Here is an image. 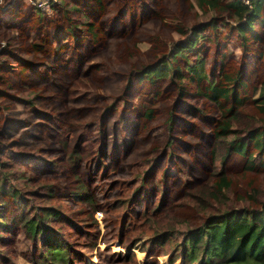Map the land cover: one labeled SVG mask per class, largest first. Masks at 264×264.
I'll list each match as a JSON object with an SVG mask.
<instances>
[{"label":"rangeland","instance_id":"rangeland-1","mask_svg":"<svg viewBox=\"0 0 264 264\" xmlns=\"http://www.w3.org/2000/svg\"><path fill=\"white\" fill-rule=\"evenodd\" d=\"M208 17L194 0H0V162L42 218L45 207L59 212L43 223L66 239L73 264H170L172 247L201 221L183 196L213 178L216 107L193 85L179 97L177 81L140 78L139 70L161 52L176 61L170 48L183 37L179 27ZM214 32L200 41L210 77L225 83L241 51L233 37L217 50ZM255 62L243 74L249 92L264 79V50ZM75 144L76 171L65 159ZM217 164L236 192L256 186L264 198L263 167L245 169L240 155ZM76 178L94 207L69 192ZM169 213L183 219L149 254L147 241ZM16 230L0 237V264H32L38 255L23 238L16 245Z\"/></svg>","mask_w":264,"mask_h":264},{"label":"trees","instance_id":"trees-1","mask_svg":"<svg viewBox=\"0 0 264 264\" xmlns=\"http://www.w3.org/2000/svg\"><path fill=\"white\" fill-rule=\"evenodd\" d=\"M194 2L203 13L209 14V22L179 27L183 37L170 48L176 61H172L168 53L161 52L154 62L144 63L139 70L140 78L146 76L155 80L168 76L177 81L180 84L179 97L189 86H195V91L211 102L218 114L210 150V155L216 160L213 159L214 179L197 188L185 189L183 196L202 211V219L187 227L179 244L172 247L168 261L171 264L180 257L182 264H264V198H258L260 189L251 186L244 194L236 192L232 178L217 164L226 163L232 155H240L245 157V169L264 168V79L255 80L249 92L248 79L243 75L248 70V62L256 63V57H260L264 50V0ZM211 27L215 30L217 50L224 37H233L241 48L238 56L240 67L233 75L226 73L225 83L219 78H211L207 71L200 40L205 36L204 31ZM225 27L228 31L222 36ZM223 42L225 46L228 44ZM225 55L226 52L222 51L221 57H217L221 64L226 60ZM248 102L255 106V112L247 111L245 106ZM145 104L144 101L139 102V109ZM61 143L66 146L64 140ZM248 143L257 150H246ZM66 150L68 167L76 171L81 154L76 144ZM5 164V161L0 162V237L17 227L16 245L17 240L23 238L24 243L31 242L33 251L39 250L38 255L32 258V264H73L66 239L60 234L56 237L54 229L43 223L57 217L59 212L45 207L42 218L21 189L14 188L6 180ZM75 186L77 189L72 187L69 192L77 198L84 196L94 207L95 203L86 192V184L78 179ZM239 199L251 202L240 206L236 203ZM120 203L123 204L124 199ZM168 216L165 224L155 228L148 239L145 250L149 254L170 241L175 224L183 219L173 213Z\"/></svg>","mask_w":264,"mask_h":264},{"label":"built area","instance_id":"built-area-1","mask_svg":"<svg viewBox=\"0 0 264 264\" xmlns=\"http://www.w3.org/2000/svg\"><path fill=\"white\" fill-rule=\"evenodd\" d=\"M247 1V0H246ZM39 6H41V7H46L47 6V4H45L44 2H42V1H39L38 3H37Z\"/></svg>","mask_w":264,"mask_h":264},{"label":"crops","instance_id":"crops-1","mask_svg":"<svg viewBox=\"0 0 264 264\" xmlns=\"http://www.w3.org/2000/svg\"><path fill=\"white\" fill-rule=\"evenodd\" d=\"M240 51H241V48H240Z\"/></svg>","mask_w":264,"mask_h":264}]
</instances>
